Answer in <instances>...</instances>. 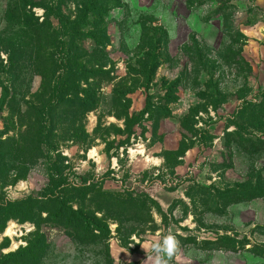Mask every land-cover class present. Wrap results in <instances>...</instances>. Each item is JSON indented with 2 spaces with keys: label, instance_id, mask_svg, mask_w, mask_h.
I'll list each match as a JSON object with an SVG mask.
<instances>
[{
  "label": "rangeland",
  "instance_id": "obj_1",
  "mask_svg": "<svg viewBox=\"0 0 264 264\" xmlns=\"http://www.w3.org/2000/svg\"><path fill=\"white\" fill-rule=\"evenodd\" d=\"M26 199L0 264H264V0H0Z\"/></svg>",
  "mask_w": 264,
  "mask_h": 264
},
{
  "label": "trees",
  "instance_id": "obj_2",
  "mask_svg": "<svg viewBox=\"0 0 264 264\" xmlns=\"http://www.w3.org/2000/svg\"><path fill=\"white\" fill-rule=\"evenodd\" d=\"M29 30H32L33 25H26ZM57 202V201H56ZM61 205V203L59 202ZM35 208V202H33L31 199L26 200H20L16 202H7V203H1L0 204V218L4 219V221H8L10 219H16L19 221H26L28 220V216L33 212V209ZM62 208L64 206H59V209L56 210L57 213H62ZM76 228L75 230H81L82 229H89L91 227H94L95 224L87 223L84 221L76 220Z\"/></svg>",
  "mask_w": 264,
  "mask_h": 264
},
{
  "label": "bare ground",
  "instance_id": "obj_3",
  "mask_svg": "<svg viewBox=\"0 0 264 264\" xmlns=\"http://www.w3.org/2000/svg\"><path fill=\"white\" fill-rule=\"evenodd\" d=\"M10 230L9 229H7V233L9 232Z\"/></svg>",
  "mask_w": 264,
  "mask_h": 264
}]
</instances>
